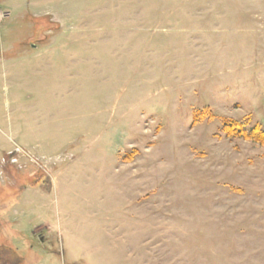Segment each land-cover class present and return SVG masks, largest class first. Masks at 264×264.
Returning a JSON list of instances; mask_svg holds the SVG:
<instances>
[{
    "label": "rangeland",
    "instance_id": "374dc122",
    "mask_svg": "<svg viewBox=\"0 0 264 264\" xmlns=\"http://www.w3.org/2000/svg\"><path fill=\"white\" fill-rule=\"evenodd\" d=\"M0 10V243L26 264H264V145L221 132L264 130V0ZM33 169L48 186L17 190Z\"/></svg>",
    "mask_w": 264,
    "mask_h": 264
},
{
    "label": "trees",
    "instance_id": "16d2710c",
    "mask_svg": "<svg viewBox=\"0 0 264 264\" xmlns=\"http://www.w3.org/2000/svg\"><path fill=\"white\" fill-rule=\"evenodd\" d=\"M209 111V110H208ZM201 112L202 115H205L206 112ZM210 119H214L217 115L214 113L208 112ZM202 118L196 116L194 123L197 124L201 122ZM221 132L229 138H243L245 140L258 142L264 145V130L260 127L259 124L252 125L251 119L248 117L246 121H236L228 117H221ZM33 171V172H32ZM30 174H20L16 175V180L19 184V191H23V188L27 186H48V181L46 182L43 178L40 179L41 171L39 169H33ZM17 193L20 195V192ZM6 198H19L17 194H5ZM6 211V207L4 209ZM0 264H26L25 259L20 256L17 251L7 243H0Z\"/></svg>",
    "mask_w": 264,
    "mask_h": 264
},
{
    "label": "built area",
    "instance_id": "2783aa9c",
    "mask_svg": "<svg viewBox=\"0 0 264 264\" xmlns=\"http://www.w3.org/2000/svg\"><path fill=\"white\" fill-rule=\"evenodd\" d=\"M4 13L0 10V19L3 18ZM1 21V20H0Z\"/></svg>",
    "mask_w": 264,
    "mask_h": 264
}]
</instances>
